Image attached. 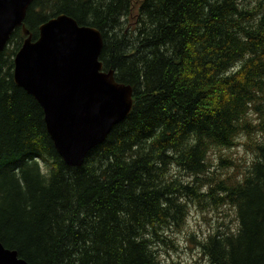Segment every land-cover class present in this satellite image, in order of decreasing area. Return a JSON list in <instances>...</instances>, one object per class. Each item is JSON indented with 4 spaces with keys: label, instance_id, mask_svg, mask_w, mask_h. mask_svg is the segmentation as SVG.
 <instances>
[{
    "label": "trees",
    "instance_id": "trees-1",
    "mask_svg": "<svg viewBox=\"0 0 264 264\" xmlns=\"http://www.w3.org/2000/svg\"><path fill=\"white\" fill-rule=\"evenodd\" d=\"M59 14L102 32L103 69L134 88L133 106L67 165L15 83L26 35L14 30L0 51V242L30 264H163L159 231L200 199L238 216L201 243L208 264H264V0H34L24 23L36 40ZM242 133L257 150L244 174L206 191L175 175L210 173L213 148Z\"/></svg>",
    "mask_w": 264,
    "mask_h": 264
},
{
    "label": "water",
    "instance_id": "water-1",
    "mask_svg": "<svg viewBox=\"0 0 264 264\" xmlns=\"http://www.w3.org/2000/svg\"><path fill=\"white\" fill-rule=\"evenodd\" d=\"M33 0H0V51L14 30L26 38L15 57L14 80L43 107L47 130L64 160L81 166L87 154L127 118L134 88L105 71L102 32L59 14L33 40L24 20ZM0 264H30L0 242Z\"/></svg>",
    "mask_w": 264,
    "mask_h": 264
},
{
    "label": "rangeland",
    "instance_id": "rangeland-1",
    "mask_svg": "<svg viewBox=\"0 0 264 264\" xmlns=\"http://www.w3.org/2000/svg\"><path fill=\"white\" fill-rule=\"evenodd\" d=\"M258 117V114H251L250 118L258 122ZM210 157L212 161L210 173L200 175L197 179L189 173H181L180 176L175 173V175L189 184L195 180L198 183L201 182L203 184L201 190L206 191L211 185H214L218 178L226 176L229 172H236L233 173L236 176L244 174L257 159V150L253 139L242 133L237 138L235 145L229 148H213ZM221 157L224 159L223 162ZM173 171L177 170L174 168ZM187 209L188 213L183 224L172 225L159 231L161 239L165 242H156L155 248L163 264H208L201 243L211 233L218 230L230 232L238 227L237 209L234 206L222 205L204 208L203 201L200 202L199 199L187 200Z\"/></svg>",
    "mask_w": 264,
    "mask_h": 264
},
{
    "label": "bare ground",
    "instance_id": "bare-ground-1",
    "mask_svg": "<svg viewBox=\"0 0 264 264\" xmlns=\"http://www.w3.org/2000/svg\"><path fill=\"white\" fill-rule=\"evenodd\" d=\"M53 18H55V17H53ZM52 19V18H51ZM43 24V23H42ZM31 32V31H30ZM39 33H40V31H39ZM31 34H32V32H31ZM32 38H33V34H32ZM38 39V38H37ZM36 39V40H37ZM34 40V39H33ZM23 45V44H22ZM6 47V46H5ZM22 47V46H21ZM21 47H20V49H21ZM4 50V49H3ZM3 50H1V51H3ZM19 51V50H18ZM17 54V53H16ZM15 57H16V55H15ZM14 67H15V58H14ZM13 76H14V71H13Z\"/></svg>",
    "mask_w": 264,
    "mask_h": 264
}]
</instances>
